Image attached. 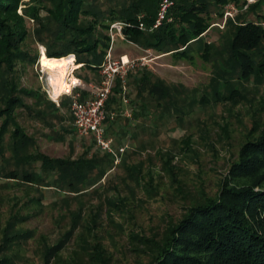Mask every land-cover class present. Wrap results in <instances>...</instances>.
<instances>
[{"label":"rangeland","instance_id":"374dc122","mask_svg":"<svg viewBox=\"0 0 264 264\" xmlns=\"http://www.w3.org/2000/svg\"><path fill=\"white\" fill-rule=\"evenodd\" d=\"M89 1L103 16L108 15L109 6L118 11L123 4V0ZM230 6L224 7L222 16L210 6V26L201 41L189 45L188 58L115 38L114 57L126 53L135 62H143L126 79L124 98L131 117L122 114L121 98L106 107L107 112L116 113L113 120H106L107 135L114 147L127 146L117 164L99 153L90 137L77 135L69 98L63 93L56 99L50 96L41 63L45 48L35 37L38 26L33 19L24 18L27 33L20 46L29 60L15 61L13 72L4 75L14 80L20 102L12 110L16 124L9 122L0 141V258L6 257L12 264H72L76 256L85 255L90 244L101 241L111 264H148L145 248L133 236L158 237L195 198L216 195L241 146L264 128V84L232 78L240 90L234 100L212 96L215 85L211 78L226 56L222 46L230 29L224 24V10L231 11ZM235 9L238 13L233 17L237 14L258 21L255 12L264 15V7L255 11ZM17 12L21 14L20 7ZM45 15L41 9L40 16L45 19ZM96 32L102 28L97 27ZM42 38L52 43L49 34L42 33ZM203 41L212 46L207 58L201 56ZM140 71L160 78L178 97L176 104L163 109L145 94L137 95ZM97 73L73 67L69 76L80 81L79 89L87 95L90 88L82 86L97 85ZM2 93L0 90V109ZM202 95L207 101L199 100ZM143 101H148L146 109L141 108ZM4 117H0V125ZM15 126L29 140L22 143L14 137ZM86 149L87 158L100 159L105 175L100 177L95 169L87 182L74 189L56 181L57 173L42 171L39 160H31L37 153L72 159ZM22 169L35 171L42 178L27 181L22 178ZM11 170L15 171L14 178L8 177ZM14 233H22L21 238L10 245L4 243V235Z\"/></svg>","mask_w":264,"mask_h":264},{"label":"trees","instance_id":"16d2710c","mask_svg":"<svg viewBox=\"0 0 264 264\" xmlns=\"http://www.w3.org/2000/svg\"><path fill=\"white\" fill-rule=\"evenodd\" d=\"M159 1L123 0L118 11L109 6L108 15L103 16L89 0H0V90L3 92L0 117L5 115L0 125V141L9 122L16 124L12 110L20 102L15 94L14 80L4 75L13 72L15 61L29 60L28 53L20 46L27 33L25 17L37 23L35 37L44 46L48 58L73 57L81 64L79 69L86 67L98 72L109 46L108 29L112 22L125 24L121 32L127 41L146 49L169 52L177 58H188L189 45L201 41L210 26L207 19L211 5L215 7V14L222 16L227 4L231 3L240 10L247 4V0H173L168 12L170 21H163L152 31L140 30V21L148 26L153 22ZM19 7L21 14L17 12ZM261 7H264V0L247 4L244 10L250 8L255 11ZM41 9L46 12L45 19L40 16ZM255 14L260 20L264 18L262 12L256 11ZM260 20L242 18L237 14L226 17L224 24H228L230 29L225 33L222 46L226 56L211 78L215 85L212 96L234 100L240 90L231 82L232 78L264 84V26L257 23ZM97 27L102 28V32L97 33ZM42 33L52 37L51 44L45 42ZM211 47L210 43L203 41L201 56L207 58ZM131 75H134L132 71L127 78ZM138 75L137 95L142 97L145 94L163 109L176 104L178 97L170 93L160 78H153L148 71H140ZM121 92V83L117 79L105 108H109L111 101L120 100ZM207 99L202 95L199 100L204 102ZM147 102L143 101L141 108L146 109ZM13 135L22 143L29 140L18 126H15ZM87 152L86 149L72 159L51 158L37 153L31 160H39L42 171L57 173L56 181L74 189L76 185L87 182L95 169L100 177L105 175V170L99 165L100 159L87 158ZM98 152L113 162L111 154ZM8 175L10 178L16 176L14 170ZM22 178L32 181L42 177L35 171L22 169ZM21 235H4V243L9 242L10 245ZM133 237L145 248L148 264H264V128L241 146L237 160L232 162L216 195L204 194L202 198H195L182 216L170 221L158 237L144 234ZM84 254L76 256L72 264H111V256L101 241L90 244ZM0 264L12 262L3 256Z\"/></svg>","mask_w":264,"mask_h":264},{"label":"built area","instance_id":"2783aa9c","mask_svg":"<svg viewBox=\"0 0 264 264\" xmlns=\"http://www.w3.org/2000/svg\"><path fill=\"white\" fill-rule=\"evenodd\" d=\"M249 3L250 0H247V4ZM247 4L244 5L243 9H246ZM172 5L173 0H160L153 22L148 26L140 21L138 23V28L143 31H152L160 26L163 21H170L171 18L168 16V12ZM230 7L231 11L225 10L224 12V19H226V17H232L237 11L233 5ZM141 16L143 15L141 14ZM257 23L264 26V18ZM124 25L125 24L120 21L112 22L109 25V46L98 69V84L86 83V86L90 88V92H88L87 95H83L79 89L80 81L76 79L77 81L71 83L68 91L62 92L70 98L69 110L73 118L77 135L90 137L94 147L98 151L112 155L114 164L118 163L120 156L124 153L127 146L114 147L112 138L107 135L106 120H113L116 113L114 111L107 112L105 103L112 91L115 81L118 79L122 87V114L125 117H131V109L127 107V100L124 98L126 78L131 70L143 64V62H140V64L135 62V60L129 58L125 53L116 57L112 55V45L115 38L118 37L122 40H126L121 32Z\"/></svg>","mask_w":264,"mask_h":264},{"label":"bare ground","instance_id":"6f19581e","mask_svg":"<svg viewBox=\"0 0 264 264\" xmlns=\"http://www.w3.org/2000/svg\"><path fill=\"white\" fill-rule=\"evenodd\" d=\"M41 55V63L47 73L49 94L53 99H56L62 92L70 88L71 83L76 82L73 75L69 76V72L73 67L79 68L81 65L76 64L73 57L50 59L46 56L44 49H42Z\"/></svg>","mask_w":264,"mask_h":264},{"label":"crops","instance_id":"0c3cea01","mask_svg":"<svg viewBox=\"0 0 264 264\" xmlns=\"http://www.w3.org/2000/svg\"><path fill=\"white\" fill-rule=\"evenodd\" d=\"M122 54H124V53H122ZM126 54V53H125ZM119 55H121V54H119ZM119 55H117V56H119ZM75 59V58H74ZM86 85L84 84L82 87H85ZM70 89V88H69ZM69 89H66L65 91H68ZM81 91H82V89H80ZM64 91V92H65ZM121 106H122V104H121ZM118 108H119V106H117ZM123 108V107H122ZM106 128H107V125H106Z\"/></svg>","mask_w":264,"mask_h":264}]
</instances>
